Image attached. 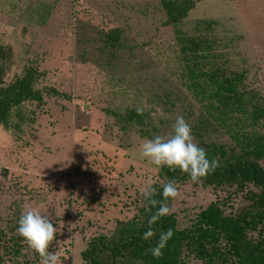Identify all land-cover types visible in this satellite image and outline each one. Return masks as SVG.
<instances>
[{"label": "rangeland", "instance_id": "374dc122", "mask_svg": "<svg viewBox=\"0 0 264 264\" xmlns=\"http://www.w3.org/2000/svg\"><path fill=\"white\" fill-rule=\"evenodd\" d=\"M165 19L159 0H0V50L10 61L0 86L30 67L41 75L35 88L42 96L13 112L9 128L0 125V264H39L24 242L18 256L7 249L29 208L57 227L49 250L63 264H87L82 252L92 241L118 239L139 219L141 187L163 185L161 167L141 158L138 144L170 136L178 116L219 162L225 158L211 145L235 147L264 135V118L257 117L264 109V0H202L178 26ZM200 21L212 22L211 29H198ZM113 30L120 33L118 48L104 44ZM182 37L214 43L205 71L242 76L241 109L224 110L191 88ZM131 111L148 119L139 126L128 120ZM176 186L179 195L168 204L178 230L213 203L225 216L243 215L257 192L251 185ZM259 229L248 237L257 240ZM184 261L203 264L190 254ZM100 262L112 264L105 255ZM122 264L146 263L126 257Z\"/></svg>", "mask_w": 264, "mask_h": 264}, {"label": "trees", "instance_id": "16d2710c", "mask_svg": "<svg viewBox=\"0 0 264 264\" xmlns=\"http://www.w3.org/2000/svg\"><path fill=\"white\" fill-rule=\"evenodd\" d=\"M202 0H159L160 7L165 13L164 25L178 26L187 17L195 5ZM198 29L208 31L212 22L196 23ZM120 33L113 30L105 34L106 47L118 48ZM181 54L187 74L195 91L207 94L224 110L241 109L246 91L241 87V75H226L219 68L204 70L207 63L212 64L214 43L208 38L182 37ZM10 61L2 49L0 50V78L9 70ZM41 75L33 68L27 67L23 74L7 86H0V125L9 128L10 118L26 102H42L39 90L35 88ZM17 114V113H16ZM257 117L264 118V109L257 110ZM148 119V113L131 111L128 120L143 125ZM210 150L215 155L225 158L219 162V167L199 182L214 188L237 185L241 188L251 185L257 192L252 193V205L248 212L237 217L225 216L216 203L202 210L193 225L184 230L176 228L172 215L162 217L153 230L156 235L149 240H143L142 234L147 230V221L155 212L144 199L139 211V219L122 230L118 239L109 242L105 238L92 241L82 252V258L87 264H101L100 258L105 255L112 264H122L126 257L142 260L146 264H185V257L193 255L203 264H264V135L244 137V143L235 147L211 145ZM212 159V158H209ZM163 185L174 180L176 185L191 181L187 174L179 169L170 171L161 167L159 172ZM162 185V186H163ZM162 186L155 187L160 200ZM169 202V201H168ZM258 226L257 240L248 237L249 231H255ZM171 228L172 238L162 250L159 258L151 256L152 248L160 232ZM12 230V228L10 229ZM3 234L0 232V240ZM4 238V237H3ZM5 240V239H4ZM22 239L12 235L7 243L8 253L14 256L21 254ZM35 256H39L35 253Z\"/></svg>", "mask_w": 264, "mask_h": 264}, {"label": "clouds", "instance_id": "9594fccd", "mask_svg": "<svg viewBox=\"0 0 264 264\" xmlns=\"http://www.w3.org/2000/svg\"><path fill=\"white\" fill-rule=\"evenodd\" d=\"M138 152L141 158L156 168L166 167L170 171L180 170L187 174L193 182H199L219 167L216 158L209 159L203 147L198 146L192 136L190 125L182 116H178L172 126L170 136H155L152 139H141L138 144ZM148 205L155 208V212L147 221V230L143 232L142 239L149 240L156 235L153 226L165 216L170 215L174 209L169 207L168 201L175 199L178 188L174 180L168 181L162 186L158 201L153 197L156 189L152 182H147L140 189ZM57 227L39 211L29 208L23 212L18 221L16 233L22 241L39 256V264H63V260L56 251H50V246L56 240ZM171 228L160 232L155 245L149 249L152 257L159 258L172 238Z\"/></svg>", "mask_w": 264, "mask_h": 264}]
</instances>
